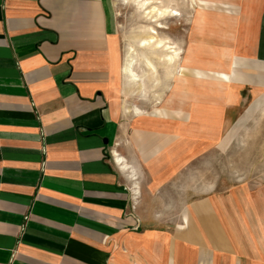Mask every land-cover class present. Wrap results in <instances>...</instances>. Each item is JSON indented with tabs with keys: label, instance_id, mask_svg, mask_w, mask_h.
<instances>
[{
	"label": "crops",
	"instance_id": "1",
	"mask_svg": "<svg viewBox=\"0 0 264 264\" xmlns=\"http://www.w3.org/2000/svg\"><path fill=\"white\" fill-rule=\"evenodd\" d=\"M203 4L171 42L186 70L173 77L149 34L138 50L155 70L126 59L111 0H0V264H264V186L164 200L195 183L187 161L220 142L226 115L264 93V0Z\"/></svg>",
	"mask_w": 264,
	"mask_h": 264
},
{
	"label": "rangeland",
	"instance_id": "2",
	"mask_svg": "<svg viewBox=\"0 0 264 264\" xmlns=\"http://www.w3.org/2000/svg\"><path fill=\"white\" fill-rule=\"evenodd\" d=\"M145 1L147 0H111L121 50L126 59L132 54L133 56L135 54L136 59L145 58L140 53V49L138 50V46L139 41L147 34H154L158 39L164 40L167 45L166 51L172 53L176 50L174 47H179L171 42L176 43L178 38H184L190 26V24L187 25V16H196L199 15V10H206V4L199 3L197 0L195 3L194 0H150L151 4H145L142 8ZM187 1L195 8H188L186 6ZM151 6L155 7L156 11L149 15L148 9ZM159 8H167V15L159 14ZM175 12L176 15H174ZM158 51L162 53L160 50ZM146 57H149V52H147ZM149 59L154 63L151 57ZM238 61L240 64L241 60ZM122 63L123 56L121 66ZM141 71L142 69H138V72ZM190 72L191 74L195 73V75L204 74L192 70ZM231 72L235 71L228 73L206 72L204 75L228 82L231 80L229 77ZM219 74H222L223 77H220ZM235 75L236 77H246L248 81V76H241L238 73ZM241 80L243 79L241 78ZM170 84V80L166 81L165 87ZM164 88L161 86L160 88L149 89L144 96L134 94L133 100L140 108H145L152 102L154 103ZM253 99L254 97H248L244 103L238 106L235 113L226 115L227 125L219 143L217 141L210 146L206 145V151L195 152L188 159L187 162L191 163L192 167L188 165L184 172L195 183L190 182L188 177L180 179L177 186L180 191L178 193H166L165 201H177L179 208H181L188 202L202 198L200 195L192 196V192L189 190L198 184L199 186L203 184L209 186L210 189L206 192V198L210 195H225L236 188L243 187L249 191L264 186V93ZM203 202V200L199 201L195 206H203ZM171 218L173 220H170ZM178 219L180 220V215L173 217L165 213L162 215V221L166 225H172L171 222H176Z\"/></svg>",
	"mask_w": 264,
	"mask_h": 264
},
{
	"label": "bare ground",
	"instance_id": "3",
	"mask_svg": "<svg viewBox=\"0 0 264 264\" xmlns=\"http://www.w3.org/2000/svg\"><path fill=\"white\" fill-rule=\"evenodd\" d=\"M150 0H147L145 1L143 4H142V8L145 4H151V2H149ZM199 3H206V0H197ZM196 2V0H194V3ZM139 6V5H138ZM205 7V5H204ZM141 8V6H140ZM162 8H164V6H162ZM149 15L150 14H154L156 9L155 7L151 6L149 7ZM159 14H161L162 16H164V14H166L168 12L167 8L165 9H161L159 8L158 10ZM171 12V11H170ZM171 14V13H170ZM148 15V16H149ZM167 15V14H166ZM174 15H176V12L174 13ZM160 16V15H159ZM154 35V34H152ZM150 35L149 37H147V39L143 40L142 41V46L144 48H147L148 50H160L162 53H164L162 56H163V66L165 67V71H166V74L171 76V75H175V76H182L183 75H186L184 74L183 72L186 70L184 68L181 67V69L179 70L178 74H177V71H176V62L177 61V56L179 54V52H177V50H174L172 53H170L169 51H166V44H165V41L163 40H157L154 36ZM139 47V46H138ZM169 48V47H168ZM130 49V48H129ZM129 53V52H128ZM133 53V51H132ZM130 56V55H129ZM133 56V55H132ZM135 56V55H134ZM126 57V56H125ZM135 58V57H134ZM159 58V57H158ZM133 59V58H131ZM144 65L151 71H154L155 68H154V63H152L150 61L149 58H145L144 59ZM147 70V69H146ZM124 73L131 76V78L133 79L135 77V74L133 73V71L131 70V62L127 61L124 65ZM125 76V75H124ZM130 78V77H129ZM135 79V78H134ZM143 79V77H142ZM141 80V79H140Z\"/></svg>",
	"mask_w": 264,
	"mask_h": 264
}]
</instances>
